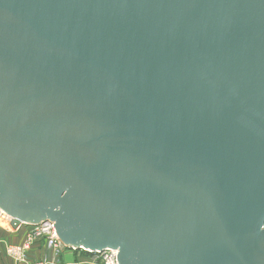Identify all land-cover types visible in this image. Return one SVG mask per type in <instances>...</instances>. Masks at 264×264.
Instances as JSON below:
<instances>
[{
  "label": "water",
  "instance_id": "95a60500",
  "mask_svg": "<svg viewBox=\"0 0 264 264\" xmlns=\"http://www.w3.org/2000/svg\"><path fill=\"white\" fill-rule=\"evenodd\" d=\"M0 210L118 264H264V0H0Z\"/></svg>",
  "mask_w": 264,
  "mask_h": 264
},
{
  "label": "crops",
  "instance_id": "0c3cea01",
  "mask_svg": "<svg viewBox=\"0 0 264 264\" xmlns=\"http://www.w3.org/2000/svg\"><path fill=\"white\" fill-rule=\"evenodd\" d=\"M31 231L32 227L28 225H19L14 229L11 222L0 221V264H13V261L5 254L6 246L23 244ZM29 260V264L45 261L51 264H93V257H87L79 249L65 248L56 253L47 249L43 242L31 247Z\"/></svg>",
  "mask_w": 264,
  "mask_h": 264
},
{
  "label": "built area",
  "instance_id": "2783aa9c",
  "mask_svg": "<svg viewBox=\"0 0 264 264\" xmlns=\"http://www.w3.org/2000/svg\"><path fill=\"white\" fill-rule=\"evenodd\" d=\"M0 221L11 222V218L0 210ZM43 242L47 249L53 252H59L66 247L58 239L54 224L52 222H44L37 226L32 227V231L21 245H9L5 248V254L9 257L13 264H29L30 249L34 244ZM93 255V264H118L116 257L118 256L117 250L105 249L101 252H90ZM35 264H51L48 261Z\"/></svg>",
  "mask_w": 264,
  "mask_h": 264
},
{
  "label": "trees",
  "instance_id": "16d2710c",
  "mask_svg": "<svg viewBox=\"0 0 264 264\" xmlns=\"http://www.w3.org/2000/svg\"><path fill=\"white\" fill-rule=\"evenodd\" d=\"M82 254H85L87 257H93L92 254L88 253V252H85V251H81L79 250Z\"/></svg>",
  "mask_w": 264,
  "mask_h": 264
},
{
  "label": "rangeland",
  "instance_id": "374dc122",
  "mask_svg": "<svg viewBox=\"0 0 264 264\" xmlns=\"http://www.w3.org/2000/svg\"><path fill=\"white\" fill-rule=\"evenodd\" d=\"M81 251H85V250H81Z\"/></svg>",
  "mask_w": 264,
  "mask_h": 264
}]
</instances>
